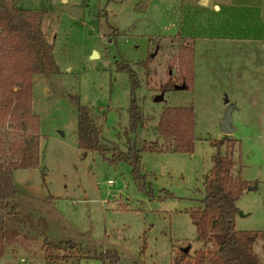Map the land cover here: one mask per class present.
Returning <instances> with one entry per match:
<instances>
[{
    "label": "rangeland",
    "instance_id": "1",
    "mask_svg": "<svg viewBox=\"0 0 264 264\" xmlns=\"http://www.w3.org/2000/svg\"><path fill=\"white\" fill-rule=\"evenodd\" d=\"M13 1L45 14L41 30L60 74L51 87L33 77L40 164L13 173L14 206L32 226L8 232L0 264H46L45 255L64 258L62 264H104L93 256L107 250L117 253L118 264H171L177 257L198 264L195 253L204 245L186 211L202 207L203 183L220 146L235 164L233 175L252 188L237 204L243 216L235 219L236 231H264V0ZM181 48L194 52L193 89L162 93L168 82L183 87ZM122 63L137 76L134 98L145 120L131 139L138 149L166 148L142 154L147 193L134 186L127 165H109L77 147L69 96L80 97L109 149H125L130 90L117 67ZM229 106L236 132L224 136L220 123ZM183 107L194 113L191 155L170 153L154 133L165 109ZM17 139L0 129L2 161L12 158ZM75 246L86 254L77 257Z\"/></svg>",
    "mask_w": 264,
    "mask_h": 264
},
{
    "label": "trees",
    "instance_id": "2",
    "mask_svg": "<svg viewBox=\"0 0 264 264\" xmlns=\"http://www.w3.org/2000/svg\"><path fill=\"white\" fill-rule=\"evenodd\" d=\"M44 15L43 12L18 9L13 0H0V129L8 127L18 135V139L9 147L12 154L9 161H2L3 154L0 152V258L5 254L8 232L18 235L26 227L32 226V219L23 217L14 206L13 173L36 169L40 164L37 136L40 122L32 112L33 77H43L51 87L50 79L60 74L53 59V45L46 42L41 30ZM178 64L183 89L192 91L195 69L191 48H181ZM117 67L128 76L130 90L125 149L116 146L109 149L103 143L101 132L89 110L80 104V97L69 96L77 114V147L83 151V155L87 152L98 154L109 165H127L134 186L139 192L147 193L146 175L142 173V154L161 153L166 148L157 143L136 148L131 137L145 126L142 111L134 98L139 82L134 70L127 64L122 63ZM175 86L171 82L164 84L162 93L174 91ZM194 125L192 107L167 108L160 114L154 133L163 140L164 146L170 147V153L191 155L195 144ZM220 148L212 157V168L203 183L202 207L186 211L196 229L198 240L204 245L202 250L195 253L197 263L264 264V231L241 232L235 229V219L239 213L237 204L250 183L233 175L235 164L231 158L220 153ZM45 245H50L47 240ZM74 248L79 253L77 257L84 255L80 246ZM93 258L104 264H118L119 260L116 252L108 250ZM62 261L64 258L54 259L45 255L46 264H62ZM171 264H181L180 259L175 258Z\"/></svg>",
    "mask_w": 264,
    "mask_h": 264
},
{
    "label": "water",
    "instance_id": "3",
    "mask_svg": "<svg viewBox=\"0 0 264 264\" xmlns=\"http://www.w3.org/2000/svg\"><path fill=\"white\" fill-rule=\"evenodd\" d=\"M175 90H183V87L175 86ZM162 99H163V97L159 96V97L155 98L154 101L159 102ZM232 110H233V107L229 106L225 115H224V118L221 120V123H220V132L224 136H231L236 132V130L231 127V112H232ZM247 189L251 190L252 188L248 187ZM239 216L242 217L243 216L242 213H239ZM187 251H188V248L184 250L185 253Z\"/></svg>",
    "mask_w": 264,
    "mask_h": 264
},
{
    "label": "bare ground",
    "instance_id": "4",
    "mask_svg": "<svg viewBox=\"0 0 264 264\" xmlns=\"http://www.w3.org/2000/svg\"><path fill=\"white\" fill-rule=\"evenodd\" d=\"M90 56L93 57V58H96L98 55H97L96 52H92V53L90 54Z\"/></svg>",
    "mask_w": 264,
    "mask_h": 264
},
{
    "label": "crops",
    "instance_id": "5",
    "mask_svg": "<svg viewBox=\"0 0 264 264\" xmlns=\"http://www.w3.org/2000/svg\"><path fill=\"white\" fill-rule=\"evenodd\" d=\"M214 9L215 10L217 9L218 11H221V9L218 6H215Z\"/></svg>",
    "mask_w": 264,
    "mask_h": 264
}]
</instances>
